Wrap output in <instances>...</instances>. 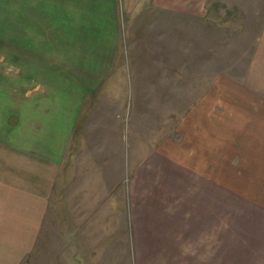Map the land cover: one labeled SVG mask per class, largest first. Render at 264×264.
<instances>
[{
  "label": "rangeland",
  "instance_id": "rangeland-1",
  "mask_svg": "<svg viewBox=\"0 0 264 264\" xmlns=\"http://www.w3.org/2000/svg\"><path fill=\"white\" fill-rule=\"evenodd\" d=\"M95 1L93 19L69 30L85 34L61 37L42 34L50 13L40 5L37 20L30 3L21 20L11 5L4 36L0 0V155L38 167L46 110L82 103L61 140L56 187L108 193L98 245L81 235L68 245L76 212L61 207L53 222L50 207L37 244L0 264H264V0L122 2L114 43L98 16L104 0ZM44 93L60 99H43L44 123H33ZM19 246L0 245L7 254Z\"/></svg>",
  "mask_w": 264,
  "mask_h": 264
},
{
  "label": "crops",
  "instance_id": "crops-1",
  "mask_svg": "<svg viewBox=\"0 0 264 264\" xmlns=\"http://www.w3.org/2000/svg\"><path fill=\"white\" fill-rule=\"evenodd\" d=\"M122 2L131 3L132 0L131 2L130 0H104L103 10L98 12L99 18H102L103 20V26L107 31V35L115 36V39L112 40L113 43L116 42V36L121 34L119 5H121ZM3 3L5 4L2 17L4 36L12 35L10 32L11 27H9V21H12L13 19L11 5L13 3H18L20 5V15L17 18L21 20L25 17L22 5H24V3H30L36 8L34 12L37 13L35 16L37 20L40 19V5L43 7V12H45V14L48 12L50 13V17H46L45 15L44 18L52 20V31L50 33L42 31L43 35L68 37L70 35L83 36L85 34L84 31L72 33L69 30L72 28L73 24L75 25L74 28L81 26V29L83 30L81 22L93 19L91 9L92 6L98 2L95 0H3ZM117 4L118 8L116 9ZM96 10H99L98 5ZM103 11L104 14H101ZM31 17L32 16H30V18ZM44 18L42 17V19ZM46 25L47 24H44V27ZM45 29L48 28L46 27ZM27 34L28 33L21 32L18 35L24 36ZM57 45H55V48H52L53 51L60 50V48H56ZM5 46L6 44H4L3 51L10 52L11 47L6 50ZM62 50L66 51V48H62ZM53 94L54 93H49L50 96H47V93L37 95L38 100L35 103L33 112H31L35 119L30 117L31 122L34 123L41 121L44 123L45 119L42 114L44 111L42 104L43 99L52 101H59L60 99L58 96L54 97ZM81 104L82 103H80L78 108L75 104V106L70 107L68 110H66L67 108H63L62 105L56 109L46 110L50 112L49 120L52 123L49 124V127L46 125L45 128L44 125L42 127L36 125L35 127V129L39 131V135L36 137V142L38 147H41V149H39V159L35 160V164H38V167L32 166L29 169L27 158H25L24 161L22 159L13 160L11 155H0V245L7 243L20 244L18 249L15 247H9L10 254H7L3 247H0V256L2 258L6 256L7 258L17 260V258L19 259L21 256H26V254H28V244L29 242H35V240L37 244L45 217L47 216L50 207L53 214V222L59 219L58 215L61 207H68L69 211L76 212L77 217H74L73 219L78 222L79 229L77 230V234L74 233L69 236V234L72 233L71 231L67 234L65 242L68 241V245H72V241H74L76 236L79 235H81V241H88L90 244L95 241V244L98 245L102 241V235L104 232L106 233L108 225L106 220H102L101 216L97 217L96 214L102 212V210L103 212L107 211V187L105 186L102 190H96L79 183L76 188L73 186L66 188L64 194H61L60 192L61 185H59L60 187H56V185L60 183L59 163H61V157L67 145L64 143L62 144L61 140L68 139L69 134L74 127V117L77 115ZM62 115L68 116L65 125L57 124V119H55L57 117H62ZM49 149H52V154L57 153V155L55 157L50 155ZM39 164H41L40 168ZM49 168H51V170H49ZM83 175L84 177H87L85 173ZM91 179H93V177ZM102 179H104V177L101 176V183ZM80 191H83L82 194L86 197V203L81 201ZM93 196L97 199L92 200ZM70 221L71 219L69 218L66 227L63 228L69 229V227H71ZM63 222H66V220L63 219ZM59 224L61 227L62 223L60 222L58 225L55 223V228L58 227ZM93 227L96 230L94 238L91 230ZM29 235L34 236V239H28ZM6 237L14 238L7 239ZM115 240L118 242L117 237ZM81 244L83 245L82 254L87 255L89 253L88 257L92 258V254L90 253L92 246L89 243L81 242ZM88 244L90 245V248H86V245ZM98 252L101 255L100 249H98ZM84 262L86 263L87 261L82 259L80 264H84Z\"/></svg>",
  "mask_w": 264,
  "mask_h": 264
}]
</instances>
